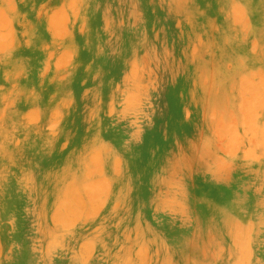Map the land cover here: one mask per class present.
Wrapping results in <instances>:
<instances>
[{
	"label": "rangeland",
	"instance_id": "1",
	"mask_svg": "<svg viewBox=\"0 0 264 264\" xmlns=\"http://www.w3.org/2000/svg\"><path fill=\"white\" fill-rule=\"evenodd\" d=\"M0 264H264V0H0Z\"/></svg>",
	"mask_w": 264,
	"mask_h": 264
}]
</instances>
